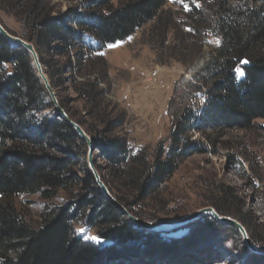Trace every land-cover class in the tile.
I'll return each mask as SVG.
<instances>
[{
  "label": "trees",
  "instance_id": "1",
  "mask_svg": "<svg viewBox=\"0 0 264 264\" xmlns=\"http://www.w3.org/2000/svg\"><path fill=\"white\" fill-rule=\"evenodd\" d=\"M112 1L91 0L81 11L70 7L56 15L38 0L24 7L25 28L18 35L34 44L54 89L69 82L84 100L102 96L96 79L90 78L92 55L154 20L167 2L116 0L120 4L113 7ZM196 12L202 20L201 11ZM15 16L19 18L18 13ZM204 28L220 41L198 80L202 103L176 120L168 149L153 160L143 150L132 151L124 137L110 135L109 126L91 133L59 98L66 113L93 139L97 161L111 170L109 178L102 174L111 194L135 217L143 216L132 209L128 195L118 190L119 182L131 193L149 196L173 175L191 149L202 150L189 141L191 129L201 133L242 129L264 119V0H247L241 5L219 0L215 17ZM85 34L94 37L95 45L84 40ZM97 59L104 63L103 58ZM243 60L249 65L241 66ZM87 154L86 142L55 114L30 53L0 35V264H123L122 260L113 262V257L124 253L137 257L145 248L163 245L165 233L131 224L100 190ZM72 187L76 191L69 202L45 208L36 226L14 204L19 195L51 199L63 190L70 196ZM214 207L248 230L246 221L235 212ZM78 224L94 229L106 244L77 235ZM189 228L214 236L226 228L238 234L231 224L217 223L209 216Z\"/></svg>",
  "mask_w": 264,
  "mask_h": 264
},
{
  "label": "rangeland",
  "instance_id": "2",
  "mask_svg": "<svg viewBox=\"0 0 264 264\" xmlns=\"http://www.w3.org/2000/svg\"><path fill=\"white\" fill-rule=\"evenodd\" d=\"M35 1L0 0V22L19 36L25 28L24 7ZM38 1L56 15L70 7L81 11L91 0ZM218 1L167 0L154 20L125 40L92 55L94 73L90 78L96 79L102 96L93 95L84 100L66 82L59 90L54 89L58 99L64 100L69 111L83 121L91 133L109 126L110 135L124 137L132 151L143 150L148 159L153 160L168 149L176 120L185 110L193 111L202 103L198 80L203 77L202 68L220 41L204 26L215 17ZM225 1L229 5L247 2ZM119 4L116 0L111 2L113 7ZM194 9L201 11L202 20L196 18L198 12ZM83 38L92 45L96 43L90 34ZM98 57L103 58L104 63ZM56 61L65 59L56 58ZM187 135L189 141L202 150L191 149L156 192L142 198L136 192H129L122 182L117 184L118 190L128 195L126 200L132 204V209L148 222L176 220L205 207L215 209L214 205H220L246 221L253 246L264 250V119L253 121L247 128L203 133L191 129ZM97 165L104 167L98 170L101 177L104 173L111 177V170L105 168L102 160L96 159V168ZM75 191L72 187L69 196L59 190L51 199L39 194L19 195L14 198V204L21 216L36 226L45 208L68 203ZM208 216L151 231L165 233L161 247L145 248L137 257L120 254L112 261L122 260L123 264H264V254L252 251L238 230L236 234L226 228L215 236L190 230L191 225ZM75 232L85 240L106 244L88 226L78 224Z\"/></svg>",
  "mask_w": 264,
  "mask_h": 264
},
{
  "label": "water",
  "instance_id": "3",
  "mask_svg": "<svg viewBox=\"0 0 264 264\" xmlns=\"http://www.w3.org/2000/svg\"><path fill=\"white\" fill-rule=\"evenodd\" d=\"M0 35L9 41L12 44L19 45L23 48H25L31 55L33 59V63L35 65L37 75L39 76L41 82L44 84L47 93L49 95V98L51 99V102L53 104V107L55 109V114L60 115L71 127L74 128L78 136L86 142L88 147V154H87V161L89 168L91 169L96 183L100 190L126 215L129 222L133 225H136L140 227L141 229H146L149 231H157L161 228H168L173 226H178L190 221H193L203 215H209L216 221L220 223H228L231 224L235 229L239 231V233L242 235L245 243L247 246L255 252L264 254V250H259L255 246H253L247 230L245 227L238 222L236 219H233L229 216L220 215L214 208L212 207H205L203 209H200L196 212H193L185 217H182L180 219L176 220H165V221H156V222H148L145 220H142L138 217H135L132 215L125 207H123L118 200L111 194L109 187L106 185V183L103 181L101 175L99 174L98 169L95 166L96 158L94 157V143L93 139L90 137V135L85 131V129L76 121H74L63 109V107L60 105L59 99L57 97V94L49 80V77L47 76V73L45 72V69L43 65L40 62L39 55L35 49V46L32 42L27 41L20 36L14 35L10 33L0 22ZM249 62L246 60H243L241 63V66H248Z\"/></svg>",
  "mask_w": 264,
  "mask_h": 264
},
{
  "label": "built area",
  "instance_id": "4",
  "mask_svg": "<svg viewBox=\"0 0 264 264\" xmlns=\"http://www.w3.org/2000/svg\"><path fill=\"white\" fill-rule=\"evenodd\" d=\"M156 75V72H153L152 73V76H155ZM127 96L126 95H124V98H126Z\"/></svg>",
  "mask_w": 264,
  "mask_h": 264
},
{
  "label": "snow or ice",
  "instance_id": "5",
  "mask_svg": "<svg viewBox=\"0 0 264 264\" xmlns=\"http://www.w3.org/2000/svg\"><path fill=\"white\" fill-rule=\"evenodd\" d=\"M93 239H95V237H93Z\"/></svg>",
  "mask_w": 264,
  "mask_h": 264
}]
</instances>
